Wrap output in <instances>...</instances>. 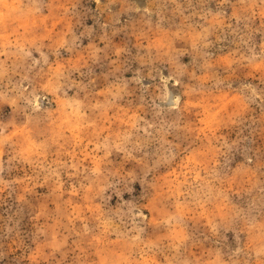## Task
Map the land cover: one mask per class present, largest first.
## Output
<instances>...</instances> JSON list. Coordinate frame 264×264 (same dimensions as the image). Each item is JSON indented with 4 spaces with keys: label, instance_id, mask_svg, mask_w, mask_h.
I'll use <instances>...</instances> for the list:
<instances>
[{
    "label": "rangeland",
    "instance_id": "rangeland-1",
    "mask_svg": "<svg viewBox=\"0 0 264 264\" xmlns=\"http://www.w3.org/2000/svg\"><path fill=\"white\" fill-rule=\"evenodd\" d=\"M0 264H264V0H0Z\"/></svg>",
    "mask_w": 264,
    "mask_h": 264
}]
</instances>
